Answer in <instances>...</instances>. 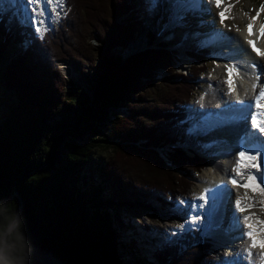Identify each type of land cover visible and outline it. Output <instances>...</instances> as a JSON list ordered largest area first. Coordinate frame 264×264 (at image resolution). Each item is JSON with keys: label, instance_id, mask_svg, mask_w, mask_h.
<instances>
[{"label": "trees", "instance_id": "trees-1", "mask_svg": "<svg viewBox=\"0 0 264 264\" xmlns=\"http://www.w3.org/2000/svg\"><path fill=\"white\" fill-rule=\"evenodd\" d=\"M135 2L65 0L59 25L43 36L31 27L10 31L9 18H0V55L15 36L24 46L4 75L16 103L0 121V264H148L114 208L158 195L166 205L188 192L190 171L206 168L180 148L206 55L191 50L190 75L177 73L164 45L123 58L118 48L126 51L143 26ZM64 60L100 71L88 87L93 97L66 87L57 68ZM168 145L177 147L167 160L159 152ZM210 249L194 231L163 242L152 259L213 264Z\"/></svg>", "mask_w": 264, "mask_h": 264}, {"label": "rangeland", "instance_id": "rangeland-1", "mask_svg": "<svg viewBox=\"0 0 264 264\" xmlns=\"http://www.w3.org/2000/svg\"><path fill=\"white\" fill-rule=\"evenodd\" d=\"M31 3L33 2V0H29ZM225 1H230V0H225ZM237 1H241L242 5L245 6H252L254 7V9L258 10L259 13L264 14V11H261V6L264 5L263 2H257L256 0H237ZM171 0H136L135 2V9H136V13L139 16L138 18L142 21L143 26L140 27V31L136 36V38L134 39V43L131 44L129 46V48L126 49V51H124V49H122L121 47L118 48L117 53L122 54L123 58L128 59V56L135 54V53H139L140 50H145L149 47V44L151 43L149 36L151 35V33L153 34L152 36H154L155 42L156 44H160L161 40L164 38V35H162V33L160 32V36L158 34V30L162 31H166V32H170L169 30L171 29V33H173L174 31V35L175 37L178 38V36H184L185 35V28L188 25H191L192 27H189V31L186 32V35L188 34V32L191 33L192 36H196L197 34H199L202 39L200 40V38H198L200 41L193 42L195 44V47L198 48L199 50H202V48H205L207 45V40L205 39L208 34H206L205 30L203 31L202 27L207 26L208 29L210 30L211 27H215L217 28L218 25H215V22L217 23V19L211 21V24H207L205 22V24H198V23H194V19L198 18L196 16L193 15L192 17V21L189 22L188 25H182L177 19H175L173 21V18L171 17ZM16 7V4H13V8H11V12L12 14H10L9 16H7V18H9V20L7 19L6 23H7V27L8 29L11 31L12 28L14 27H31L33 28L40 36H43L44 33L48 32L49 30L53 29L54 27H56L57 25H59L62 14H63V10L65 9V0H60L59 5H52V12H48L45 16L46 19L45 20H41V24L38 25V23L36 22L37 20H35L34 14L32 12V10L30 8H28L26 5L22 6L21 4L18 6L19 8H17L16 11H14V8ZM142 7H144L143 11H142ZM25 9H27L28 11H26ZM14 11V13H13ZM6 11L0 9V14L1 13H5ZM18 12H20V16L22 19L19 18H15L14 16L18 14ZM8 13V12H7ZM205 17V18H201L202 21H206V17H209V13L208 11H202L201 12ZM4 14L0 15V18H4L1 17ZM6 18V17H5ZM198 18V19H199ZM162 20L165 21L164 24L160 23ZM209 20V18L207 19ZM159 25V27H158ZM178 25V26H177ZM182 25V26H179ZM157 26V27H156ZM180 28V29H179ZM191 29H193V33L191 32ZM39 30V31H38ZM183 30V32H182ZM16 32H14L15 34ZM171 33H167L165 34V37L169 36ZM173 35V36H174ZM156 36V38H155ZM27 37H29V35H27ZM159 38V39H158ZM204 38V39H203ZM206 40V41H205ZM233 40V39H232ZM235 40V39H234ZM233 40V41H234ZM142 41V42H140ZM205 41V42H204ZM93 46H100L99 43L96 40L91 41ZM139 42V43H138ZM170 44V46H168V51L170 49L171 54L173 55V59L175 61V69L180 73L183 74H188L190 75V71H192L194 69V67H197L196 65V61L191 58L190 56V52L191 50H188L189 47L191 45H187L186 49L183 50L182 52L177 53L176 50L173 48H175L176 43H171L170 41H168ZM205 46H203L204 44ZM139 44L140 48L138 50H131L132 46L136 47L135 44ZM12 46V47H11ZM11 46L9 49H7L3 54L0 55V121H2L5 116L9 113V108L14 105L16 103V98L14 96H12V94H10L7 90H6V86H5V81H4V75L6 72V68L8 63L10 62V60L13 57V54L16 51H20L23 50L22 48H24L23 44H19L18 38L13 37V40L11 41ZM152 48H157L154 47V45H152ZM173 48H172V47ZM193 46V44H192ZM137 48V47H136ZM215 51L210 53L209 55H206V57H203V59L206 62V68L207 71H204V75L203 78L200 79V89L199 91L196 93V95L194 96L191 104L188 106V110H187V120L184 124V126L182 127V130L184 131V136H185V140L187 141V143L184 145L183 149L188 146H186L187 144L190 145H197L199 146V148L203 149V150H211L214 151L213 154L211 156H209L212 160V162L209 164L208 166V162H207V166L205 169H203L200 173H194L193 171H190L188 175L189 178V189L187 190L188 192L184 195H177L176 198H174L173 200H168V204L164 205V203L162 201L166 200L162 195H158L157 196H152L151 198L145 197V198H137V200L132 203L131 201H128L126 204H121V206H116L117 208H114V210L119 211L121 213V219L123 221V223H125L128 226V230L125 232L126 234H123L124 238H126V236H136V238L138 239V241H140L144 246V248L147 250L146 253V261L148 262V264H162L159 263L156 260L152 259L154 254L156 253L157 248L162 245L163 242H169L171 245L175 244L178 242V240H180V238H182V236L185 234V232H187L188 230L191 229H195L196 224L192 223V219L194 217L193 215V209L192 208H187L188 206L191 207V203H189V201L194 200L193 198L199 194H201L202 196V191H203V186H202V175L204 174V172H210L211 175H217L219 177H223L220 173L219 170H217L216 166H215V162L220 163L223 160V157L220 156L221 154V150H222V154H229V156L232 154L233 151V145L231 142H228L226 139H223L221 143H216L214 142L213 145L214 147L212 148V143L209 145L212 146H208L205 145L207 142H210V140H214L216 136L215 134L213 135V133L210 132L209 137H205L203 135H199L197 133H194L193 136L189 135L191 133H193V124L194 121L192 120V115H193V111L194 108H202L204 109L206 107V105L208 104V100L212 99V106H216L217 103H219L220 101L218 100V93L216 91V81L221 80L224 83H227V73L228 70L226 71V68H224L222 65V63H220V58L223 57V55L225 54V50L228 51L227 49H223L222 48H218V47H214L213 48ZM217 51H220L219 54L216 53ZM203 52V51H201ZM199 52V53H201ZM186 53V54H185ZM178 57L180 59H178ZM199 57H201V55H199ZM228 62H226L227 64ZM65 67H69L71 69L74 70V74L69 75L68 73H70V71H68V73L65 71L64 69ZM199 67V66H198ZM57 68L60 70L61 74H62V80L64 81L66 87H70V84H83L84 86L87 87H91L92 86V81L95 80V76L97 75V73H99L100 71L97 69H85L83 68V65L80 64L79 62H74L73 60H64V61H58L57 62ZM231 68V67H230ZM229 69V68H228ZM165 73L161 72L159 76H163L164 77ZM227 78V79H226ZM223 99V97H222ZM121 114V116H126L127 115V111L123 110L119 112ZM196 118V120L199 118V116L194 117L193 119ZM60 119L59 117H57L56 120ZM209 133V132H207ZM143 144V142H142ZM221 144V145H220ZM207 146V147H206ZM177 147V146H175ZM173 146H165L164 149H162V151L160 150V155L164 158V159H169V153L173 150V148H175ZM211 147V148H208ZM220 149V150H219ZM186 152L187 150L184 149ZM189 153V151L187 152V154ZM211 153V152H209ZM189 156H192L190 153L188 154ZM102 160H104V162L107 161V159L109 158V154L106 155H102ZM228 161V158L227 160ZM224 162V168H226V171L229 170V166L231 165L230 163ZM169 163V162H168ZM230 164V165H229ZM84 175L86 176H90L92 177V170L91 169H86L83 172ZM94 177V176H93ZM94 181H99L98 177L96 176L94 178ZM262 189H252L251 191H241V195L240 198H242L244 196V198H247V194L250 193L252 194L255 199L253 204H258L259 206L257 208H255L256 212L258 213L259 216H263L261 214L264 213V194H262L264 191H262ZM262 192V193H261ZM162 200V201H161ZM136 202L139 203L140 205H136ZM193 202V201H192ZM196 202V201H195ZM167 203V202H166ZM186 203V204H184ZM197 204V203H193ZM172 205V206H170ZM180 209V211H190L187 212L189 214V218H183L181 216H179L177 214L178 210ZM112 210V209H110ZM261 213V214H260ZM234 215V214H233ZM176 219H187L188 223H185L184 221H181V225H185V227L181 228L178 227L179 223L175 222L174 220ZM240 220V219H239ZM241 221V220H240ZM260 222V221H258ZM184 223V224H183ZM205 226V225H203ZM135 228L136 230V234L132 233L131 230ZM138 231V232H137ZM142 233V234H141ZM211 235L209 232H207L206 229L202 230L201 236L200 238L203 240H207L208 238H210ZM133 238V236H132ZM146 238V240H145ZM213 249L211 248L210 250V254H213L214 252L212 251ZM228 251L229 255L233 256V251L229 250L228 248L225 250ZM241 259L238 258H233V264H248L246 262H244V259L247 258V256L245 255L243 249H240L239 252ZM242 254V255H241ZM247 254V253H246ZM214 255V254H213ZM215 257L213 258L212 255V259H213V264H222L225 260L221 259V256L219 257L218 255H214ZM243 258V262L240 260H242ZM145 259V258H144ZM222 260V261H221ZM252 260V259H251ZM150 261V263H149Z\"/></svg>", "mask_w": 264, "mask_h": 264}, {"label": "bare ground", "instance_id": "bare-ground-1", "mask_svg": "<svg viewBox=\"0 0 264 264\" xmlns=\"http://www.w3.org/2000/svg\"><path fill=\"white\" fill-rule=\"evenodd\" d=\"M180 1H183V0H180ZM59 2L60 0H39V2H35V0H33L32 3L29 0H16V2L13 0H0V9L6 11L5 17H7L10 14H12L11 8H13V4H16L14 11H16L17 8H19L18 6L20 4L22 6L26 5L28 8L32 10L35 20H37L36 22L38 23V25H40L42 22L41 20L46 19V16H47L46 14L48 12L50 13L52 12V8H51L52 5L53 6L59 5ZM188 2L189 3L191 2L188 5V7H186L185 9H180L181 7H180L179 0H171V3L173 4V9L170 11V13L173 16V21L177 19L182 25L184 24L186 26L189 24V22L193 20L192 19L193 15L198 18L199 17L205 18L203 17L204 15L201 12L208 11L210 16L206 18L207 19L209 18V20L206 19V21L205 20L202 21L201 18L199 19L196 18L193 21L194 23H198V24H205V22L207 24L208 23L211 24V21L217 19V23L215 22V25H218L217 28L211 27V29L209 30L207 26L202 27L203 31L205 30L206 34H208V36L205 38L207 40V44L212 47L222 48V51L224 48L225 49L228 48V51L225 50V53H232L233 51H235V48L240 47V45L243 47L240 54L239 55L236 54L237 57H240V60L237 61L233 67H231V68H234L235 71L233 72L231 77L229 76V78L227 79V83H224L221 80L216 81V91L218 93V100L220 102L217 103V105L213 107L212 106L213 100L209 99L208 100L209 102L204 109L194 108L193 115H192V120L194 121V124L192 126L196 130V132L201 128L202 118H208V119L212 118L211 123L212 124L215 123L216 125L212 128H209L208 130L209 132L213 133V135L214 134L216 135L214 136L215 139L210 140V142H207L205 145L208 144V146H212L214 142L219 144L222 142L223 139H226L228 142H231L233 145L236 141V136H234L231 132L235 133L238 130V127L237 126L235 127V131L229 130L231 126L227 125V121H231L232 123H234L235 117L242 115L244 111H246L245 110L246 107L241 106L238 103L237 106L233 109V111L228 110L226 114L233 113L232 119L230 120H225L223 118V109H220V108H224L226 105L230 104L231 101L229 100V97H233V95L230 96V92L232 91L231 89L234 88V85L237 86L238 81H240L245 86L257 85L259 81L258 79L259 74L264 73V55L258 54L260 52H264V22H262V20L264 19V14L259 13L258 10L254 9V7L250 5L244 7L241 1H237V0H230V1L219 0V6H217V3L215 2V0H188ZM194 2L198 6H195V7L192 6ZM172 4L170 5L171 7H172ZM143 9L144 7H142V11ZM222 12L224 13L223 18L220 15V13ZM257 13H259V15H257ZM20 15H21L20 12H18V14L15 15L14 17L16 19L17 18L22 19ZM160 23L164 24L165 21L162 20ZM249 24L252 25L251 28L248 27ZM182 25H179V26H182ZM189 27L191 28L192 26L188 25L185 28L184 36L183 35L178 36L177 38L174 35L175 31L172 33L174 35V38L170 42L176 43V46L174 49L179 54L180 52L186 49L188 44L192 46V44L194 45L193 42H196L198 39L196 36H192L190 32H188V34L186 35V32L189 31ZM158 31H159L158 32L159 36H160V32L162 33V35L171 33V29L169 30L170 32H166L164 30L162 31V29ZM191 32L193 33V29H191ZM256 38L260 40L259 43L256 42ZM232 39L233 40L235 39V40L233 41ZM200 40L198 39V41ZM250 40L253 42V44L249 43ZM138 43L135 44L137 48L132 46L131 48L132 51L138 50L140 48V45ZM205 44L203 46H205ZM219 52L220 51L216 50L217 54H219ZM132 55L128 56V58L131 57ZM253 65H256V66L253 67ZM64 69L67 73L68 71H70V73H68L69 75L74 74L73 69L69 67H65V66H64ZM229 80H231V86L229 84ZM263 80H264V76H263ZM77 85H83V84L77 83ZM84 87H85L84 89L88 91V87L87 86H84ZM260 89H261V86L257 85V87L255 88L254 94L250 96V98L245 99L246 96H241V98L244 99L242 102L250 106L253 103V99L259 94ZM261 110H263V107L261 108ZM193 116L194 117L199 116V118L196 120V118L193 119ZM262 119L264 120V115L262 116ZM241 128H244V125H242ZM245 129L249 131L250 125L247 126ZM202 131L204 130L202 129ZM201 135L207 138L209 137V134L207 132H204V134L202 133ZM186 143L187 141L183 142L181 147L183 148ZM211 143L212 145H209ZM239 144H241V148L238 147V144H237V146H235V149L232 151V154L230 156L229 154L228 155L222 154L223 153L222 150L220 151L221 152L220 156L223 157V160L220 163L215 162V166L217 170H219L220 173L223 174L222 175L223 177H219L217 175H211L210 172H204L201 178L202 180L201 182L203 186L201 197H205V198L194 200L193 203H197V204H194L191 206L193 207L194 210H196L200 205L209 203V208L204 212V215H203L204 218H201L202 220L201 224L205 226H206L205 220L209 219L211 216H214L213 218L214 223L216 222L218 218L222 219V224L224 225L225 228H228L229 223L233 221H236V222L238 221L243 227H244V224L246 226L251 225L250 231H252L255 234V240H256L257 246L255 248H252L251 254H249L248 248L250 247L252 240H247L245 243L243 242L242 245H239L238 247L235 248L236 258L239 257L241 259L239 252H240V249H243L245 255L247 256V258L244 259V262L248 264H264V261L260 259V256L264 255V232L261 231V229H264V215L259 216L258 213L256 212L255 208H257L259 205L253 204L255 201V199L253 198L254 196L248 193L247 194L248 199H246V197L244 198V196L240 198V196H242L241 191H243L242 189L244 188L238 189L240 188L239 183L241 182H242L241 184L247 188L251 186L250 189L254 185L264 184V181L260 179V173H264V168H261L258 165L254 167L253 169L250 168L251 170L249 171L247 169L245 170V168L248 167L246 165H257L256 161L248 159L249 156L254 155V150H253V147L249 146L248 144L244 142H239ZM245 145H247L248 147H245ZM186 146H188L187 149H189V153L192 156H198L194 154V151L196 150H199L200 153L205 154V155L207 154L209 156H211L214 152L211 150L209 151L203 150L199 148V146L197 145L187 144ZM213 147L214 145L212 146V148ZM208 148H211V147H208ZM241 152H244L243 159L240 156ZM227 158H228V161H226ZM205 160H209V159H205ZM225 161L231 164V165L229 164L230 166H229L228 171H226V168H224ZM238 165L240 169L239 173L236 170ZM243 165H244V168H243ZM242 173L243 175L247 174L245 180L241 178ZM250 177L252 178L250 179ZM233 180H235L236 183H232ZM219 186L220 187L225 186V190L228 191L227 194H229L231 198H233V201L231 200L227 202L225 206L222 205L221 210L215 213V211L219 208V203L218 202L211 203V200L216 196L215 191H217V188ZM256 188L261 189L260 187H254V189ZM262 194H264V192ZM187 208H191V207L188 206ZM244 208L249 209L247 212V216L250 218V221L248 222V224L245 222L244 219L243 220L245 223H243L241 219L244 218V216L239 214L240 209H244ZM198 210H200V208H198ZM187 212L190 213V211L184 210L182 212L179 209L177 214L183 218H189L190 216ZM181 221L188 223L187 219H184V220L179 219L178 225L182 224ZM248 231L249 230L246 228L245 232H248ZM131 232L136 234L135 228H133ZM132 236L130 235V238H132V240L141 244L142 247L144 246L140 241H138L136 236L134 235ZM215 248H218L220 250L214 252L213 254L218 255L219 257L221 256V259L225 260V263H222V264H226L227 263L226 261H228L230 264H233L232 263L233 256L229 255L228 251H225L223 247L219 248L218 245H216ZM213 254H210V255H212V257L214 258L215 256ZM241 261L243 262V258L242 260H240V262Z\"/></svg>", "mask_w": 264, "mask_h": 264}, {"label": "snow or ice", "instance_id": "snow-or-ice-1", "mask_svg": "<svg viewBox=\"0 0 264 264\" xmlns=\"http://www.w3.org/2000/svg\"><path fill=\"white\" fill-rule=\"evenodd\" d=\"M35 2H39V0H35ZM215 2L217 3V6H219V0H215ZM192 6H198L195 2L193 3V5ZM231 7V6H230ZM261 11H264V5H262L261 6ZM220 15H221V17L223 18V16H224V13L222 12V13H220ZM257 15H259V13H257ZM251 24H249L248 25V27L249 28H251ZM39 31V30H38ZM249 43L250 44H253V42L250 40L249 41ZM258 54H260V55H264V52H260V53H258ZM256 65H253V67H255ZM235 71V69L234 68H229L228 69V72H229V76L231 77V75L233 74V72ZM229 84H230V86H231V80H229ZM253 87H256V85H253ZM259 100H264V91H262L260 94H259ZM259 102V101H258ZM254 123H255V121H254ZM257 126L259 127V124H257ZM260 131L261 132H264V127H261L260 128ZM262 143H264V142H262ZM245 147H248L247 145H245ZM261 155H264V149H257L256 150V154H254V155H251V156H249L248 157V159L249 160H257L258 158H259V156H261ZM240 156H241V158L243 159L244 158V152H241L240 153ZM246 166H250V167H256V166H258V165H246ZM237 172L239 173V171H240V169H239V165L237 166ZM252 177H250V179H251ZM260 179L262 180V181H264V173H260ZM232 183H236V181L235 180H233L232 181ZM262 191H264V189H262ZM205 197H200V199H204ZM239 203V202H238ZM202 207V206H201ZM241 211H243V209H241ZM202 217H195V219H201ZM244 220H248L249 219V217H244L243 218ZM178 227H181V228H183V225H179ZM249 227L251 228V225H249ZM261 231L262 232H264V229H261ZM245 235H247L249 238H251V240H252V243H251V245H250V247L248 248V252H249V254H251V250H252V248H255L256 246H257V244H256V240H255V234L252 232V231H248ZM260 259L262 260V261H264V255H262V256H260Z\"/></svg>", "mask_w": 264, "mask_h": 264}, {"label": "water", "instance_id": "water-1", "mask_svg": "<svg viewBox=\"0 0 264 264\" xmlns=\"http://www.w3.org/2000/svg\"><path fill=\"white\" fill-rule=\"evenodd\" d=\"M81 87H82V89L85 88L83 85H81ZM88 92H89L90 96L93 97V92H90V91H88ZM1 257H2V256H1ZM1 257H0V258H1Z\"/></svg>", "mask_w": 264, "mask_h": 264}]
</instances>
